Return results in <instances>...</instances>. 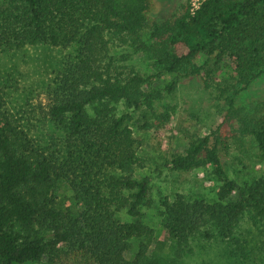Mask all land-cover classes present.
Here are the masks:
<instances>
[{"label": "trees", "instance_id": "obj_1", "mask_svg": "<svg viewBox=\"0 0 264 264\" xmlns=\"http://www.w3.org/2000/svg\"><path fill=\"white\" fill-rule=\"evenodd\" d=\"M147 15L144 0H0V53L36 44L71 49L43 102L30 109L63 133L61 143L42 146L30 135L34 120L24 126L10 112L4 80L12 79L0 71V264H162L141 220L149 179L135 174L132 117L118 115L116 105L141 111L158 128L171 113L157 110L163 89L152 77L113 65L112 46L143 53L172 76L167 92L180 78L204 75L208 84L222 69L227 78L216 85L218 96L264 162V115L243 116L233 106L264 72V0H202L150 25ZM200 55L213 60L207 69L197 64ZM218 140L209 145V136L191 134L184 151L167 160L178 173L210 167L219 183L211 199L176 194L162 203L161 229L177 259L192 253L195 237L233 240L243 220L264 253V174L241 184L230 179ZM58 185L71 196L69 209L57 207Z\"/></svg>", "mask_w": 264, "mask_h": 264}, {"label": "rangeland", "instance_id": "obj_2", "mask_svg": "<svg viewBox=\"0 0 264 264\" xmlns=\"http://www.w3.org/2000/svg\"><path fill=\"white\" fill-rule=\"evenodd\" d=\"M144 1L147 5V24L150 25L152 22L171 20L182 12L184 5L194 7L202 0ZM148 33L147 28L144 30L145 38ZM69 52L71 49L36 44L0 53L1 74L6 80L12 79L11 82L4 80L10 86L8 109L15 117L21 118L24 126L34 120L30 135L42 146L61 143L64 135L44 120L38 110L30 113V109L43 102V92L52 74L59 69L62 57ZM108 56L112 57L113 65L119 70L122 68L125 72L152 77V84L163 89L157 110L171 113L169 122L158 128L141 111L127 109L121 102L116 105L118 115L127 113L132 117L129 125L139 143L140 157L136 177L149 179V193L139 210L142 222L153 231L152 255L162 264H264V253L259 250V236L246 220L242 221L231 241H204L195 237L190 244L192 253L179 259L174 257L171 243L161 229L162 203L165 200H171L176 194L211 199L219 186L210 167L189 173L170 171L166 167L170 155L184 151L189 135L209 136V145L218 137L222 164L229 178L236 183L249 182L264 174V162L256 158L255 142L251 137L241 136L237 120L229 118L228 107L218 96L216 85H222L227 75L220 69L215 75H210L213 79L208 84H205L204 75L180 78L171 92H167L165 86L170 85L173 77L158 70L145 54L134 53L126 46H112ZM212 62L202 55L197 59V64L206 69ZM233 106L243 116L259 118L264 115V72L236 95ZM146 122L149 128L145 127ZM55 195L57 207L69 209L71 196L63 186L58 185ZM117 216L121 221H128L124 212Z\"/></svg>", "mask_w": 264, "mask_h": 264}, {"label": "built area", "instance_id": "obj_3", "mask_svg": "<svg viewBox=\"0 0 264 264\" xmlns=\"http://www.w3.org/2000/svg\"><path fill=\"white\" fill-rule=\"evenodd\" d=\"M200 4V3H199ZM199 4L197 5V6H194V7H192L193 9H196L198 6H199Z\"/></svg>", "mask_w": 264, "mask_h": 264}]
</instances>
